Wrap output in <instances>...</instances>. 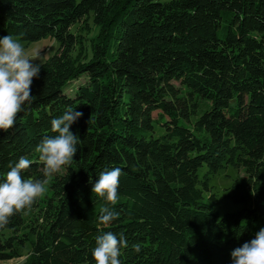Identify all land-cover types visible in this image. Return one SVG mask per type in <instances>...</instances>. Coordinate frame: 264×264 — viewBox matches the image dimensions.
Returning <instances> with one entry per match:
<instances>
[{
    "label": "trees",
    "instance_id": "16d2710c",
    "mask_svg": "<svg viewBox=\"0 0 264 264\" xmlns=\"http://www.w3.org/2000/svg\"><path fill=\"white\" fill-rule=\"evenodd\" d=\"M7 35L59 48L0 132V182L21 157L32 161L23 177L43 180L36 147L56 135L51 121L83 116L70 168L0 228V264L28 243V264H95L106 232L126 238L121 264H232L264 228V0H0ZM228 166L245 169L226 194L241 208L221 213L209 174ZM114 168L111 205L92 187ZM103 207L119 214L107 226Z\"/></svg>",
    "mask_w": 264,
    "mask_h": 264
},
{
    "label": "clouds",
    "instance_id": "9594fccd",
    "mask_svg": "<svg viewBox=\"0 0 264 264\" xmlns=\"http://www.w3.org/2000/svg\"><path fill=\"white\" fill-rule=\"evenodd\" d=\"M19 41L7 35L0 39V132H8L15 126L16 119L31 104V86L39 77L40 65ZM83 113L68 110L61 117L51 121V130L56 135L45 137L36 147L39 160L43 163V180L25 179L22 173L29 169L32 161L21 157L0 182V228L5 227L10 218L21 212L31 210L32 206L45 194L48 180L63 170L70 168L77 154L79 139L70 128ZM89 123V121H88ZM121 169L102 171L92 187V192L104 198L111 205L119 201V178ZM118 213L107 207L101 208L99 222L109 225L118 219ZM127 247L123 233L119 235L106 232L96 239L93 250L95 264H121V248ZM139 252V245L134 246ZM232 264H264V228L254 239L245 242L231 252Z\"/></svg>",
    "mask_w": 264,
    "mask_h": 264
},
{
    "label": "rangeland",
    "instance_id": "374dc122",
    "mask_svg": "<svg viewBox=\"0 0 264 264\" xmlns=\"http://www.w3.org/2000/svg\"><path fill=\"white\" fill-rule=\"evenodd\" d=\"M89 25H90L89 35L90 36L96 35V33L98 32V28H95V25H93V13L90 14ZM76 28L77 25L73 28V31H76ZM12 37L19 39V41L30 53V55H32L35 58L34 62L38 63L39 65L45 62L47 59H49L52 55H54L59 48V41L51 36H47L45 38L33 42L23 41L18 36H12ZM85 79L86 77H81L79 80L74 81L73 85H78L79 83L84 82ZM205 108L206 106H203V108L200 111V115L203 112V109ZM206 172H207V168L204 167L201 170V173L204 174ZM242 173L245 174L244 168H236L234 166H228L222 168L217 173L209 174L212 192L216 194V198H217L216 204L221 213H224L226 211H236L239 208H241L240 204L231 201L226 196V194H227V188H229L232 185L234 179ZM206 195L208 196V194ZM30 247L31 244L28 243L26 249L23 252L22 257L5 260L3 261V264H28L30 260V252H29Z\"/></svg>",
    "mask_w": 264,
    "mask_h": 264
}]
</instances>
